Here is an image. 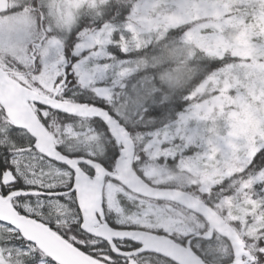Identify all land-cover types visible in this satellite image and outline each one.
<instances>
[{
  "label": "snow or ice",
  "instance_id": "1",
  "mask_svg": "<svg viewBox=\"0 0 264 264\" xmlns=\"http://www.w3.org/2000/svg\"><path fill=\"white\" fill-rule=\"evenodd\" d=\"M0 264H264V0H0Z\"/></svg>",
  "mask_w": 264,
  "mask_h": 264
}]
</instances>
